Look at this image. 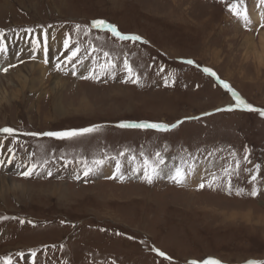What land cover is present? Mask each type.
I'll use <instances>...</instances> for the list:
<instances>
[{"label":"rangeland","instance_id":"374dc122","mask_svg":"<svg viewBox=\"0 0 264 264\" xmlns=\"http://www.w3.org/2000/svg\"><path fill=\"white\" fill-rule=\"evenodd\" d=\"M231 2L0 0L5 7L0 10V45L7 48L16 39L32 43V49L12 55L7 73L0 65V76L26 63L40 62L47 70L34 88H2L0 83V128L17 132L15 137L0 133V177L23 186L12 191L6 185L0 191V260L200 264L214 258L221 264H264V117L239 108L217 112L235 101L202 71L213 69L245 102L264 109V61L258 63L254 52L256 47L262 54L264 29L245 30L227 11ZM245 3L250 16L254 11L259 20L264 5L259 0ZM96 19L147 43L120 41L98 29L86 34ZM257 23L253 20L255 27ZM67 36L69 50L63 44ZM76 47L80 52L68 63L66 57ZM125 59L140 77V86L123 82ZM188 59L200 67L183 63ZM57 64L63 71H56ZM93 68L96 80L80 78ZM193 116L200 119L185 120L167 133L116 127L121 122L171 124ZM93 125L100 126L97 132L73 140L24 135ZM245 147L252 163L243 159ZM157 152L164 163L148 184L142 166L145 159L153 163ZM97 160L103 163L97 165ZM237 160L240 169L231 176L229 195L223 169H234ZM117 163L122 181L109 178L117 175ZM255 164L261 165L259 173ZM34 165L31 176L22 175ZM176 167L194 170L183 185L168 179ZM85 168L92 169L88 176ZM213 175L222 178L217 180L220 187L209 189ZM200 182H205L203 190ZM253 185L260 189L255 198L248 195ZM236 188L244 194L237 196Z\"/></svg>","mask_w":264,"mask_h":264},{"label":"snow or ice","instance_id":"6c2138e0","mask_svg":"<svg viewBox=\"0 0 264 264\" xmlns=\"http://www.w3.org/2000/svg\"><path fill=\"white\" fill-rule=\"evenodd\" d=\"M260 5H264V0H259ZM227 7V11L230 13V15L235 18V20L240 23L242 25V27L245 30L248 31H254L256 33H259L260 29H264V11H262L260 13V19L258 22V27H255L253 25V20L250 16L249 10L246 6L245 0H232L231 3L226 5ZM91 29H98L101 31H107L109 33H111V35L115 38H117L120 41H130L133 43L136 42H141V43H147V41H143L142 37L139 35H126L123 34L119 31V29L111 24L108 23L105 20L102 19H96L93 20L90 24V26L88 28L85 29V32L87 34L88 31H91ZM81 30V25L77 24L75 26V31L77 33H79ZM25 31H31L30 29H26ZM47 33L45 32V37H44V44H45V51H46V45H47ZM39 43V42H38ZM70 43H71V36H67L64 41V48L66 50H69L70 48ZM5 47L0 46V52L5 51ZM95 50V49H94ZM80 52V48L76 47L74 49H71V55H68L66 57V60L68 63H72L76 57L78 56ZM106 57L109 55L108 53L104 54ZM33 59H35V57H33ZM45 63H47V60H45ZM183 63L187 64V65H194L196 67H200L199 65H196V62L194 60L188 59V60H184ZM107 67H113V65H108ZM124 69L127 72V77L124 79L123 82L125 83H133L136 84L137 86H140V77L138 75H136L131 67V65L129 64V62L127 61V59H125L124 61ZM8 68L5 67L2 71L4 73L8 72ZM104 70V69H102ZM56 71H63V69L60 67V64L56 65ZM161 72L164 71L163 68L160 69ZM202 71L205 75L209 76V77H213L216 81V83L223 88L224 90H226L227 93L231 94L232 99L235 101V105H229L225 108H218L216 109L217 112L220 111H233L237 108L239 109H243L249 112H258L260 116L264 117V109H258L253 107L252 105L248 104L247 102H245L240 95L230 86L229 83H227L226 81H224L223 79H221L219 77V75L211 68L208 67H203ZM66 74V73H65ZM73 75H75V71H73L72 73ZM159 74V73H157ZM81 79L84 80H96L97 76L95 74V68L91 69V71H89L88 75H81L80 76ZM173 83L175 82L174 80L172 81ZM164 84L165 86H167L169 84V77L165 76L164 77ZM205 115H211V113H205ZM200 117H185L184 120H178L175 123H160V122H141V123H131V122H121L119 124L116 125V127L121 128V129H139V130H155L157 132H171L174 129H177L181 124H183L185 122V120H199ZM100 126L99 125H93L91 127H86V128H80V129H70V130H63V131H46V132H27L24 133V135H28V136H33V137H48V138H52V139H56V140H73L79 137H83L86 135H90L94 132H97L99 130ZM0 133H3L6 135V137H15L17 135V132L14 128L11 127H3L0 128ZM9 152H12V149L9 148L8 149ZM245 151V155L243 157V159L245 161H247L248 163H252V161L249 159V149L247 147H245L244 149ZM121 155H123V153H121ZM233 157H235V153H232ZM156 159L153 163H149V161L147 159L144 160L143 166H142V179L148 183L151 184L153 182V180L160 175V169L158 168V165H161L164 163V159L163 156L161 155L160 152H157L155 154ZM115 159V158H113ZM103 161L101 160H97L95 161V164L100 165L102 164ZM255 170L257 173H259L261 171V165L260 164H255L254 165ZM35 165L32 168H29L28 171L22 173L23 176L25 177H29L32 175L33 171H34ZM240 169V162L237 160L235 162V168L233 169L232 167H228V168H224L223 172H224V176L227 177V183L224 186V190L231 195L233 193V185H232V181H231V176L233 174L234 171L238 172ZM92 171L91 168H85L84 171V175L88 176L89 173ZM134 172L136 173H140L141 169H133ZM194 171L192 169H184L181 167H176L174 169V171L170 172L168 174V179H170L171 181H173L175 184L177 185H183L186 181V179L188 178V176L191 174V172ZM116 173L117 175L109 177L111 179H121V181L124 179L123 174L121 173V166L119 163H117L116 165ZM48 175H51V173L49 172ZM77 178H79L77 176ZM218 179H222L220 177H216L215 175H213V178L211 180L207 181V187L209 189H212L214 187H220L219 184H217V180ZM252 180L255 181L256 180V176L253 175L252 176ZM205 182H200L198 185V188L200 190H203L205 188ZM235 194L237 196H241L244 194V189L242 188H236L235 189ZM248 195H250L251 197L255 198L258 195H260V189L257 188L255 185L252 186L251 191L248 193ZM3 219H7V217H4ZM118 235L120 233H117ZM129 239H132V237H129ZM153 252H155L158 256L163 257L166 260H170L171 258L168 257L163 251H160L159 249L153 248L151 249ZM36 255L35 252L32 253V256L34 257ZM0 264H12V258L11 257H4L2 258V260H0ZM112 264H116L115 261H112ZM189 264H198L197 261H190ZM200 264H221L220 261L214 259V258H209L206 259L202 262H200ZM248 264H260V262L255 261V260H250L248 261Z\"/></svg>","mask_w":264,"mask_h":264},{"label":"bare ground","instance_id":"6f19581e","mask_svg":"<svg viewBox=\"0 0 264 264\" xmlns=\"http://www.w3.org/2000/svg\"><path fill=\"white\" fill-rule=\"evenodd\" d=\"M4 9H5V7H4ZM4 9H3V7H0V10H2V11ZM251 17L254 20V22H259L258 13H255L254 11H252L251 12ZM260 36H261L260 37V44H261V47L263 49L260 52H262V54L257 52L258 50L256 49L255 45L253 44V46L255 47L254 52L256 53V56H257V59H258V63H261L262 61H264V31L260 34ZM14 42L15 43L11 44L9 47L5 44L7 46V48H5L6 50L3 51V52H0V65L1 64L4 65L2 67V70L5 67H7L9 69V66L12 65L13 61L11 62V60L13 59L12 55L14 53H18L20 51H25L27 49V47H30L32 49V43L29 44L25 40L21 41V40H17L16 39V41H14ZM2 45L4 46V44H1L0 46H2ZM38 45H39L38 42H37V44L34 43L33 44V48L37 47ZM50 45H52V43H50ZM48 48H49V51L52 52V49L50 48V46H48ZM14 58H16V57H14ZM41 58H42V56H41ZM15 60H17V59H15ZM20 66L21 65H19V67H17V69H15V70L12 69V70H14V72L10 71L8 75H6V76L1 75L0 76V83H1L2 88L3 87H9L10 85L13 86V87H17V88L19 86L21 88V90H22L23 87H26L28 85H31L32 88H34V84L37 83L45 75V72L47 71L45 69V67L43 66V63H40V62L39 63L38 62L37 63H33V64L26 63L24 65L22 64L21 67ZM52 79L57 84V87L61 86V83H60L61 80L58 81V79H59L58 76L54 75V78H52ZM57 90H60V88H57ZM2 97H4V96H2ZM164 174H165V172H164ZM2 178L3 177H0V191L4 190L6 188V185H7V188H9L12 191H14V190L16 191V190H19V189L23 188V186H21L20 183L18 184L16 181H11L10 179L7 180V179H2ZM193 179L194 178H190V181H192ZM193 183H194V181H193Z\"/></svg>","mask_w":264,"mask_h":264}]
</instances>
